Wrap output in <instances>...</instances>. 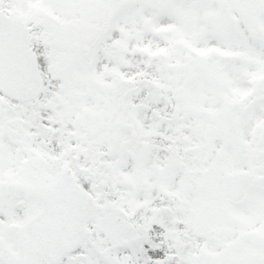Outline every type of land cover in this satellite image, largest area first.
I'll return each mask as SVG.
<instances>
[{"label": "snow or ice", "instance_id": "6c2138e0", "mask_svg": "<svg viewBox=\"0 0 264 264\" xmlns=\"http://www.w3.org/2000/svg\"><path fill=\"white\" fill-rule=\"evenodd\" d=\"M0 264H264V0H0Z\"/></svg>", "mask_w": 264, "mask_h": 264}]
</instances>
